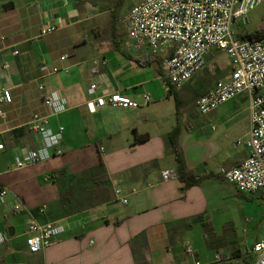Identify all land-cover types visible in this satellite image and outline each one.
<instances>
[{"label":"crops","instance_id":"0c3cea01","mask_svg":"<svg viewBox=\"0 0 264 264\" xmlns=\"http://www.w3.org/2000/svg\"><path fill=\"white\" fill-rule=\"evenodd\" d=\"M81 1L0 0V87L13 96L2 106L6 119H0V190H7L0 203V264H217L216 253L224 254L222 264H253L251 249L264 239V195L239 192L219 172L248 157V149L237 145L250 131L248 97L208 115H201L195 102L193 115L176 103L173 114L158 108L174 90L182 104L203 71L181 89L167 87L160 59L147 49L127 48L126 33L120 34L114 16L112 37L102 40L91 26L107 12L100 2L81 6ZM248 22L233 23L237 39L264 31L252 17ZM47 23L58 24L59 30L41 37ZM213 53L219 52L212 51L207 61ZM63 56L68 59L61 61ZM94 59L105 63L95 95L90 91ZM54 68L59 72L54 74ZM231 71L232 66L218 81L227 80ZM206 87L201 84L200 95L212 88ZM52 91L69 103L66 113L49 119L53 133L65 129L64 154L15 169L18 153L42 146L30 122L35 114H46L43 98ZM113 92L139 103L142 95L153 94L157 107L150 102L140 109L89 111L87 104L96 96ZM175 129L185 165L199 178L187 190L178 178L162 180V172L177 171ZM118 188L127 204L116 196ZM16 203L22 204L19 213L12 209ZM32 222L60 225L64 232L53 246L31 254L26 240ZM187 243L193 257L185 253Z\"/></svg>","mask_w":264,"mask_h":264},{"label":"built area","instance_id":"2783aa9c","mask_svg":"<svg viewBox=\"0 0 264 264\" xmlns=\"http://www.w3.org/2000/svg\"><path fill=\"white\" fill-rule=\"evenodd\" d=\"M264 0H144L134 5L123 19L126 33V47L136 52L147 49L153 57L160 59L161 72L166 81L175 89H181L194 76L204 71L207 56L212 51L224 54L231 63L232 71L227 80L218 81L205 94L198 97L195 107L201 115H208L233 99L246 95L250 115V131L246 141H237L244 145L248 157L237 167L221 168V177L246 195H264V37L256 40L241 41L232 30L237 20L244 22ZM59 25L47 23L40 29L41 37L53 34ZM15 54H18L17 52ZM68 56L61 57L66 61ZM104 61L94 59L91 73L95 77L90 86L92 94L99 90L100 81L104 79L101 67ZM9 66L5 65V69ZM54 74L59 70L54 68ZM65 72H68L65 70ZM44 90L43 87H40ZM13 102L10 89L0 87V119H6L2 106ZM151 102L149 94L142 95V103L132 101L117 92L96 96L88 103L90 112L96 108L140 109ZM46 110L44 116L35 114L30 122V129L41 143L38 150L18 153L15 156V169L40 164L64 154L61 147L64 128L53 133L49 119L69 110L68 100L57 91L48 92L43 98ZM4 146L0 145V151ZM46 176V181L50 180ZM177 178V172H162V180ZM122 204L127 199L121 189L115 191ZM7 190H0V203H5ZM13 211H22V204L16 203ZM64 232L56 224H39L32 222L28 227L26 245L29 253L38 254L43 249L55 244V238ZM4 237L0 235V244ZM253 264H264V239L255 243L251 249ZM185 253L193 257L192 246L185 244ZM214 261L222 264L223 253H216ZM199 264V263H197Z\"/></svg>","mask_w":264,"mask_h":264},{"label":"rangeland","instance_id":"374dc122","mask_svg":"<svg viewBox=\"0 0 264 264\" xmlns=\"http://www.w3.org/2000/svg\"><path fill=\"white\" fill-rule=\"evenodd\" d=\"M86 1L87 0H82L80 2V5L84 6V2ZM89 1H93V0H89ZM95 1L101 3L102 8H104L107 14L105 15V17H101L100 22L98 21H96L98 23L93 22L94 24L92 23L91 27H93L94 29H98L100 38L102 40H106L107 38L112 37V32H111L112 17L114 16L115 18H118L117 27L120 30V34H122L124 32L123 31L124 17L126 16V14L133 5L138 4L144 0H95ZM250 17H252L256 22L264 24V1L259 7L256 8L254 12L249 14L248 20L245 21L244 23L245 25L249 23L248 21L250 20ZM87 42L88 44H91V40H88ZM230 70H231V64L229 59L224 54L213 53V55H211L207 61V68L204 69L202 73V77L200 74H198L195 78L198 80V84L193 86L192 91H190L191 93L187 95V98L183 99L182 104L178 103V106L180 105L182 109L186 107L189 108L188 113L193 115L195 113V109L193 108L192 104L196 101L198 97L201 96L199 94L201 90V84L203 85L205 84L208 88L212 87V85L215 82H217L221 78H224L230 72ZM176 93L181 95V93L176 90L170 92V97L166 100V102L163 103V106L159 107L158 105V108L163 109L166 112L170 111L172 112V114L176 112L177 111L175 104L176 103L175 96H177ZM150 95H151V106L157 107V102H154V95L153 94ZM196 239L197 236L195 233L194 235L189 237V240L192 242V244H194Z\"/></svg>","mask_w":264,"mask_h":264},{"label":"trees","instance_id":"16d2710c","mask_svg":"<svg viewBox=\"0 0 264 264\" xmlns=\"http://www.w3.org/2000/svg\"><path fill=\"white\" fill-rule=\"evenodd\" d=\"M115 21L116 20H114L113 22L116 23L115 25H117V22H115ZM113 29L115 30L114 36H117L118 33L116 31V26H114ZM262 37H264V31H256L253 33L246 34V36L242 37L241 39L256 40V39H261ZM166 84L169 88L172 87L168 82H166ZM175 99H176L177 109H179L180 105L178 106L177 96H175ZM174 134H175V137L177 140L175 142H173L172 144H173V152H174L176 164H177V171H176L177 172V178L181 182L185 183L184 190H187L191 186L199 183V178L195 175L194 172L188 170L186 165H185L182 152L178 146V138H179L180 131L178 129H175L173 135ZM146 139L147 138H143L140 142H143ZM142 236H144V234Z\"/></svg>","mask_w":264,"mask_h":264}]
</instances>
